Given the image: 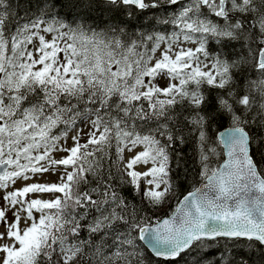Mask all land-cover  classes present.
<instances>
[{"label": "snow or ice", "instance_id": "1", "mask_svg": "<svg viewBox=\"0 0 264 264\" xmlns=\"http://www.w3.org/2000/svg\"><path fill=\"white\" fill-rule=\"evenodd\" d=\"M0 264H264V0H0Z\"/></svg>", "mask_w": 264, "mask_h": 264}, {"label": "trees", "instance_id": "2", "mask_svg": "<svg viewBox=\"0 0 264 264\" xmlns=\"http://www.w3.org/2000/svg\"><path fill=\"white\" fill-rule=\"evenodd\" d=\"M144 23H147V21H144Z\"/></svg>", "mask_w": 264, "mask_h": 264}]
</instances>
